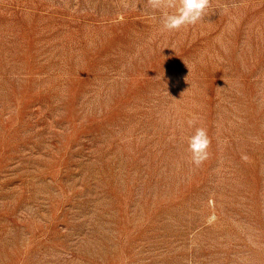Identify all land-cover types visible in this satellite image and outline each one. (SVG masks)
I'll return each mask as SVG.
<instances>
[{"label":"rangeland","instance_id":"1","mask_svg":"<svg viewBox=\"0 0 264 264\" xmlns=\"http://www.w3.org/2000/svg\"><path fill=\"white\" fill-rule=\"evenodd\" d=\"M161 16L0 0V264H264V0Z\"/></svg>","mask_w":264,"mask_h":264},{"label":"clouds","instance_id":"2","mask_svg":"<svg viewBox=\"0 0 264 264\" xmlns=\"http://www.w3.org/2000/svg\"><path fill=\"white\" fill-rule=\"evenodd\" d=\"M153 9L162 10L160 20L162 32L177 31L182 27L196 24L208 7L209 0H149ZM173 8L174 11H163ZM192 120L189 121L191 125ZM209 138L206 129L197 128L193 136L189 138V150L192 153V160L197 166L207 158Z\"/></svg>","mask_w":264,"mask_h":264}]
</instances>
